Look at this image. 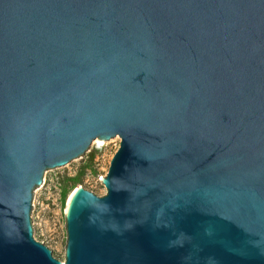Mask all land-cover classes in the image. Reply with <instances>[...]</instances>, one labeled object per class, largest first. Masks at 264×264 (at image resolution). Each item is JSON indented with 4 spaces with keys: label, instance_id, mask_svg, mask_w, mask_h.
Instances as JSON below:
<instances>
[{
    "label": "water",
    "instance_id": "water-1",
    "mask_svg": "<svg viewBox=\"0 0 264 264\" xmlns=\"http://www.w3.org/2000/svg\"><path fill=\"white\" fill-rule=\"evenodd\" d=\"M116 136L62 261L34 189ZM0 264H264V0H0Z\"/></svg>",
    "mask_w": 264,
    "mask_h": 264
},
{
    "label": "rangeland",
    "instance_id": "rangeland-1",
    "mask_svg": "<svg viewBox=\"0 0 264 264\" xmlns=\"http://www.w3.org/2000/svg\"><path fill=\"white\" fill-rule=\"evenodd\" d=\"M94 139L89 149L66 165L46 170L34 189L32 224L34 237L46 244L54 256L65 261L67 245L66 208L70 193L83 186L102 196L107 189L102 177L120 147L121 138L103 142Z\"/></svg>",
    "mask_w": 264,
    "mask_h": 264
},
{
    "label": "bare ground",
    "instance_id": "bare-ground-1",
    "mask_svg": "<svg viewBox=\"0 0 264 264\" xmlns=\"http://www.w3.org/2000/svg\"><path fill=\"white\" fill-rule=\"evenodd\" d=\"M75 190H76V189H75ZM75 190H73V191L70 193L69 198H68V202H69V199H70L71 195L73 194V192H74ZM67 205H68V203H67Z\"/></svg>",
    "mask_w": 264,
    "mask_h": 264
}]
</instances>
